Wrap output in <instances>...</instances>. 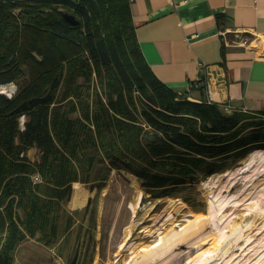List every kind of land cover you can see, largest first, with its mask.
I'll use <instances>...</instances> for the list:
<instances>
[{"label": "trees", "instance_id": "obj_1", "mask_svg": "<svg viewBox=\"0 0 264 264\" xmlns=\"http://www.w3.org/2000/svg\"><path fill=\"white\" fill-rule=\"evenodd\" d=\"M63 11L80 22L69 23ZM93 72L100 85L105 81V100L95 87L90 91ZM8 82L16 90L0 92V264H14L19 227L29 216L57 224L49 214L54 202L38 196L34 172L62 195L102 151L112 166L141 178L155 198L173 196L198 173L223 169L228 158L264 148V119L249 114L264 110L223 112L152 73L129 0H0V86ZM134 91L148 98L138 114ZM152 131L159 133L154 141L146 138ZM31 146L40 149L39 161L27 156Z\"/></svg>", "mask_w": 264, "mask_h": 264}, {"label": "rangeland", "instance_id": "obj_2", "mask_svg": "<svg viewBox=\"0 0 264 264\" xmlns=\"http://www.w3.org/2000/svg\"><path fill=\"white\" fill-rule=\"evenodd\" d=\"M243 34V46L264 48V37L239 33L232 39ZM91 77V93L95 87L105 100V81L100 85L94 72ZM15 90L14 82L0 86L8 95ZM133 95L138 114L148 98ZM249 114L264 119V113ZM24 119L20 116L21 127ZM26 154L39 161L41 151L31 146ZM78 173L62 195L52 193L39 172L30 175L33 183L41 182L38 196L54 202L49 214L57 224L29 216L28 225L19 227L23 236L14 264H264V148L228 158L211 174L198 173L173 196L152 197L141 178L112 166L102 151ZM15 208L23 214L22 207Z\"/></svg>", "mask_w": 264, "mask_h": 264}, {"label": "crops", "instance_id": "obj_3", "mask_svg": "<svg viewBox=\"0 0 264 264\" xmlns=\"http://www.w3.org/2000/svg\"><path fill=\"white\" fill-rule=\"evenodd\" d=\"M129 7L142 56L164 85L225 111L264 110V48L232 39L264 37V0H129Z\"/></svg>", "mask_w": 264, "mask_h": 264}, {"label": "water", "instance_id": "obj_4", "mask_svg": "<svg viewBox=\"0 0 264 264\" xmlns=\"http://www.w3.org/2000/svg\"><path fill=\"white\" fill-rule=\"evenodd\" d=\"M62 15L71 24H77L80 22V19L70 11H63ZM158 137H159L158 132L152 131L146 134V138L151 141L156 140Z\"/></svg>", "mask_w": 264, "mask_h": 264}, {"label": "built area", "instance_id": "obj_5", "mask_svg": "<svg viewBox=\"0 0 264 264\" xmlns=\"http://www.w3.org/2000/svg\"><path fill=\"white\" fill-rule=\"evenodd\" d=\"M240 32H238V34H239ZM242 33V32H241ZM238 34H236V37H238ZM243 35H245V34H243ZM237 41L239 42V44H241V45H243V44H245V42L247 41V39H246V35H245V37H239L238 39H237ZM208 86V85H207ZM208 91H209V89H208ZM209 101H212L211 99L209 100ZM230 111V110H229Z\"/></svg>", "mask_w": 264, "mask_h": 264}, {"label": "bare ground", "instance_id": "obj_6", "mask_svg": "<svg viewBox=\"0 0 264 264\" xmlns=\"http://www.w3.org/2000/svg\"><path fill=\"white\" fill-rule=\"evenodd\" d=\"M252 159L249 160V162L247 163V165L251 162ZM244 170V168H242ZM246 169V168H245ZM250 185V184H249ZM77 196V195H76Z\"/></svg>", "mask_w": 264, "mask_h": 264}]
</instances>
